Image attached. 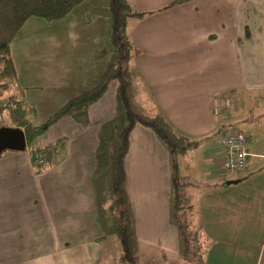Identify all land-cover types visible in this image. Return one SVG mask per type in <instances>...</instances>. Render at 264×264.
<instances>
[{"label": "crops", "instance_id": "obj_1", "mask_svg": "<svg viewBox=\"0 0 264 264\" xmlns=\"http://www.w3.org/2000/svg\"><path fill=\"white\" fill-rule=\"evenodd\" d=\"M173 1L131 0L139 12ZM109 30L107 0H86L61 20L31 18L22 26L10 57L36 123L98 83L112 61ZM126 33L140 50L130 65L140 110L162 114L205 146L211 177L196 195L185 192L204 250L200 264H264V0H189L129 19ZM223 92L232 93L243 116L244 128L230 127L245 136L241 173L217 171L223 156L217 139L231 121L214 116L211 97ZM123 121L111 81L88 109L61 118L34 141V148L63 143L57 160L39 174L25 151L0 154V264L103 263V243L117 227L110 181ZM212 134L217 151L207 146ZM128 143L124 187L135 264H184L171 213L169 153L139 124Z\"/></svg>", "mask_w": 264, "mask_h": 264}, {"label": "trees", "instance_id": "obj_2", "mask_svg": "<svg viewBox=\"0 0 264 264\" xmlns=\"http://www.w3.org/2000/svg\"><path fill=\"white\" fill-rule=\"evenodd\" d=\"M84 1L86 0H0V97L3 96L4 92H8L6 100L0 101V117L5 112V118L9 120V125L2 124L0 127L18 128L22 131L25 140L23 151L28 154L34 173L39 174L57 160L63 143L62 140H58L46 147L34 148L32 147L34 141L61 118L84 112L105 93L111 81H116L117 96L123 111L124 121L117 135V148L113 160L110 191L112 208L117 219L115 236L121 248L120 261L135 264L134 239L128 197L124 187L125 171L123 162L128 151L130 132L135 125L139 124L149 129L156 136L170 156L171 213L184 246V260H187L190 245L196 243L197 253L194 257L202 262L204 250L197 244L196 231L193 229L192 207L186 193L178 192L179 186L176 185V183L178 184V178L174 171L177 158L195 148L200 140L178 131L162 114L148 115L137 107L134 101L130 65L132 60L140 54V50L132 44L126 33V25L129 19L142 20L189 0H176L164 7L147 12L137 11L131 0H107L112 61L94 87L68 99L44 121L36 123L34 107L25 100L22 89H17L16 71L10 57V44L22 26L31 18H38L45 22L61 20ZM231 94L230 92H223L213 95L211 101L212 103L218 100L223 101V97L231 98ZM223 113L224 111L219 108V114ZM217 130L219 131V129ZM218 131L213 134L218 133ZM212 135L210 136H215ZM52 148L58 149L57 155L52 152ZM40 160H42V164ZM191 229H193V232ZM192 264H195V259L192 260Z\"/></svg>", "mask_w": 264, "mask_h": 264}, {"label": "rangeland", "instance_id": "obj_3", "mask_svg": "<svg viewBox=\"0 0 264 264\" xmlns=\"http://www.w3.org/2000/svg\"><path fill=\"white\" fill-rule=\"evenodd\" d=\"M8 95V92H4L3 96L0 97V101L6 100V97ZM246 96V95H245ZM248 97V98H247ZM245 99L244 96H242V100L245 99L246 103H251L250 99L252 98V94H249ZM223 101H214L213 102V108H214V115L218 118L222 119H229L231 123L228 122L227 129L229 130L230 127H243L244 124L240 123V117H243L242 115L238 114L239 111V103H236L235 100H232L230 97H223ZM259 101L258 99H255ZM135 101V99H134ZM238 102V101H237ZM137 104V107L141 109L142 106L140 101H135ZM219 108H221L224 113L219 114ZM236 116H239V121H235L233 118ZM6 113H2V119L3 125H9V120L5 118ZM235 121V122H233ZM240 123V124H239ZM207 146H210L209 148H213V146L216 143L215 137H208L206 139ZM113 146V141L111 140V147ZM198 146V145H197ZM205 146H198L195 148H192L188 151L186 155H181L177 158L176 167H175V175L178 178V184L179 186L178 192L183 193L188 191L194 190V194L198 192L197 189L204 188L205 181L211 177V170H209L210 162L206 160V156L203 152V148ZM216 146H214L215 148ZM217 148V147H216ZM215 148V149H216ZM112 149V148H111ZM217 151V149H216ZM219 167V168H217ZM218 173H224L225 170L221 168L220 166H217ZM111 213L114 215V210L112 208V199H111ZM193 232V229H191ZM193 236V235H192ZM201 248V247H200ZM103 253H104V260L102 264H128L120 261V254H121V248L118 244L117 238L115 236L110 238V235L107 237L105 242L103 243ZM197 253L196 250V243L194 245H190L187 260L184 264H192L191 259H195V264H200V261L198 258L194 257Z\"/></svg>", "mask_w": 264, "mask_h": 264}, {"label": "built area", "instance_id": "obj_4", "mask_svg": "<svg viewBox=\"0 0 264 264\" xmlns=\"http://www.w3.org/2000/svg\"><path fill=\"white\" fill-rule=\"evenodd\" d=\"M217 143L223 151L221 167L229 173H241L247 167L248 156L245 148V136L241 130L229 129L217 139ZM54 154H58L57 148H52ZM42 164V160H40Z\"/></svg>", "mask_w": 264, "mask_h": 264}, {"label": "water", "instance_id": "obj_5", "mask_svg": "<svg viewBox=\"0 0 264 264\" xmlns=\"http://www.w3.org/2000/svg\"><path fill=\"white\" fill-rule=\"evenodd\" d=\"M24 149L25 140L20 129L0 127V154L6 150L21 152Z\"/></svg>", "mask_w": 264, "mask_h": 264}]
</instances>
